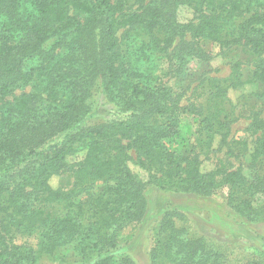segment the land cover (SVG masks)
Instances as JSON below:
<instances>
[{
	"label": "trees",
	"instance_id": "16d2710c",
	"mask_svg": "<svg viewBox=\"0 0 264 264\" xmlns=\"http://www.w3.org/2000/svg\"><path fill=\"white\" fill-rule=\"evenodd\" d=\"M182 8L192 13L185 22ZM207 45L247 52L249 70L236 62L226 78H200L185 99L184 66L209 60ZM247 85L257 88L242 95L250 139L233 142L228 93ZM263 110L264 0H0V264L56 254L138 264L124 245L146 215L147 185L201 198L227 188L233 212L263 221L252 201L264 191ZM188 114L196 146L177 152L169 142ZM224 147L246 165L211 161ZM55 177L68 184L53 187ZM182 218L162 214L149 264H221Z\"/></svg>",
	"mask_w": 264,
	"mask_h": 264
},
{
	"label": "rangeland",
	"instance_id": "374dc122",
	"mask_svg": "<svg viewBox=\"0 0 264 264\" xmlns=\"http://www.w3.org/2000/svg\"><path fill=\"white\" fill-rule=\"evenodd\" d=\"M192 18V13L187 8L180 9L179 20L185 22ZM211 54L207 61L192 60L185 64L184 74L190 75L187 82L191 84L186 92L185 99L190 98L193 88L198 84V80L203 77H214L218 79L226 78L231 66L238 62L242 64V69L247 74L250 66V57L247 52L240 48L220 49L215 45L205 46ZM167 65H162V72H165ZM168 85L176 87L180 91L178 83L169 77L164 78ZM186 88L187 83L181 84ZM256 87L247 85L239 91H230L228 100L230 102L226 108L230 112V118L234 120L230 124L229 139L233 142L250 139L245 130L249 123L248 114L243 108L245 103L242 95L249 96L256 91ZM205 97L195 101L196 105L205 104ZM194 100L191 98V101ZM187 101L183 105H187ZM192 114L183 116L179 135L169 142V148L177 152H189L196 146L198 138L197 125L192 120ZM264 117V110L262 111ZM87 123V122H85ZM226 147L221 152L209 156L215 162L216 159L224 160L230 165L245 166L246 158H232L224 156ZM199 152V148H196ZM203 155L201 154V157ZM215 159V160H214ZM210 162V161H209ZM209 162L205 165L209 166ZM132 171L144 180L146 177L142 171L130 164ZM68 184V178L61 180L55 177L51 180V185L56 187L60 184ZM147 210L146 215L134 228L129 229L127 234L132 235V239L124 245V251L129 253L138 264H149V252L154 244L153 229L165 211H175L182 215V219L177 221V225L183 228L189 237H203L209 245L221 253V264H246L251 260L264 261V220L250 223L233 212L228 206V190L220 189L213 196L208 198L195 197L191 195L181 196L156 191L150 185L146 186L144 192ZM253 205L264 209V191L258 192L252 198ZM25 240V239H23ZM29 243L34 244L32 239ZM23 242V241H21ZM71 256L61 260V254L47 256L39 259V264H71Z\"/></svg>",
	"mask_w": 264,
	"mask_h": 264
}]
</instances>
